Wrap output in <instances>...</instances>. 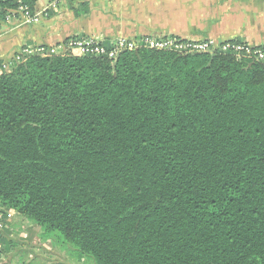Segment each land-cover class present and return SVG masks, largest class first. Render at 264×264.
Here are the masks:
<instances>
[{
	"label": "trees",
	"instance_id": "obj_1",
	"mask_svg": "<svg viewBox=\"0 0 264 264\" xmlns=\"http://www.w3.org/2000/svg\"><path fill=\"white\" fill-rule=\"evenodd\" d=\"M0 206L93 264H264V64L141 47L12 65Z\"/></svg>",
	"mask_w": 264,
	"mask_h": 264
},
{
	"label": "crops",
	"instance_id": "obj_2",
	"mask_svg": "<svg viewBox=\"0 0 264 264\" xmlns=\"http://www.w3.org/2000/svg\"><path fill=\"white\" fill-rule=\"evenodd\" d=\"M6 1L0 0V5ZM90 2L73 0L50 9L48 0H36L33 11L41 14L36 24L24 23L16 12L0 6V61L11 60L26 46L49 48L80 37L107 42L174 37L264 47V0H174L166 8L157 4V11L136 0L126 23L103 15L101 7L95 10ZM165 14L169 25L158 22Z\"/></svg>",
	"mask_w": 264,
	"mask_h": 264
},
{
	"label": "built area",
	"instance_id": "obj_3",
	"mask_svg": "<svg viewBox=\"0 0 264 264\" xmlns=\"http://www.w3.org/2000/svg\"><path fill=\"white\" fill-rule=\"evenodd\" d=\"M72 0H48L50 9H56L61 4L69 3ZM16 12L21 21L29 24H36L40 20L41 14L34 12L23 0H13ZM151 50L176 52L180 54H195L208 52H232L242 54L245 58L264 64V48L251 47L247 43L237 42L235 45L225 43H215L212 41H183L174 37L152 38L145 37L133 40L102 41L97 38H72L53 47H24L11 60L0 61V73L7 71L12 65L24 59L39 55L50 56L57 54H71L76 57L82 56H105L114 60L118 53L131 51L138 48ZM16 212L0 206V251L3 249L5 231L10 228Z\"/></svg>",
	"mask_w": 264,
	"mask_h": 264
},
{
	"label": "rangeland",
	"instance_id": "obj_4",
	"mask_svg": "<svg viewBox=\"0 0 264 264\" xmlns=\"http://www.w3.org/2000/svg\"><path fill=\"white\" fill-rule=\"evenodd\" d=\"M90 1L92 6L96 5L95 10L101 7L103 15H105V12V16L111 17L113 20H119L121 23H126L128 11L136 0ZM140 1L145 2L146 7H154L156 11L158 9L157 4L166 8L167 4L169 6V4L174 2V0ZM168 16L169 14L162 15V19L159 18L158 22L161 25H169L171 21L167 18ZM117 22L112 21L115 25ZM42 233L43 231L40 227L26 218L15 214L10 228L4 234L3 249L0 251V264H93L88 259H78L74 249L58 236L53 235L44 238Z\"/></svg>",
	"mask_w": 264,
	"mask_h": 264
}]
</instances>
